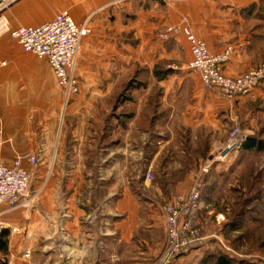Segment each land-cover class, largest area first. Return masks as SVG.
<instances>
[{
	"label": "crops",
	"instance_id": "1",
	"mask_svg": "<svg viewBox=\"0 0 264 264\" xmlns=\"http://www.w3.org/2000/svg\"><path fill=\"white\" fill-rule=\"evenodd\" d=\"M147 1L150 0H124L122 13L121 7L110 5L109 0H20L5 11L4 17L12 29L40 26L52 21L62 11H69L79 25L88 22L92 34L84 38L80 46L76 75L81 89L73 98L76 102L72 106L83 99L115 97L125 89L132 97L137 95L138 98L133 111L119 115L129 117L119 118L125 122L122 131H138L143 119L147 128L141 130L142 142L149 144L153 139L148 128L154 121L158 131L154 133L156 140L162 141L164 137L158 127L159 122L163 123L165 108L171 110L166 118L169 123L195 130L221 122V118L225 119L229 112L234 113L241 107L246 98L229 101L215 90H204L201 77L176 61L177 53L172 45L167 49L161 47V55L152 62L145 60L143 41H129L124 34L133 25L127 27L112 22L123 14L139 15ZM257 1L227 0L226 3L231 8H244ZM215 31L213 42L218 45L202 40L215 54L228 47L234 48L224 64L226 75H243L264 64V23L255 24L234 46L226 44L223 31ZM150 46V52L160 51V45L152 43ZM190 59L189 47L184 61L189 63ZM146 64L166 68L148 67L145 70ZM62 94L46 59L24 52L8 35L1 37L0 106L10 104L13 107L11 113H4L0 118V161L11 166L20 154L37 155L39 163L36 166L27 161L22 165L32 174L36 186L42 183L29 194L28 206L14 210L0 207L3 220L9 227L18 229L16 233L10 231L9 248L3 257L7 258V264H158L166 241V223L162 210L154 205L166 202L169 196L158 193V199L149 200L148 207H144L147 213H144L143 203L127 186L113 185L112 179L102 175L104 166H99V177H94V171L90 175L87 164L92 148L94 150L96 145L112 146L119 141V127H122H117L119 116L110 114L107 117L109 126L105 127L110 131L102 140L95 137L101 130L99 108L76 109V118L71 122L69 118L75 110L72 108L61 125L59 139L57 106ZM250 98L264 103V85ZM149 111L154 114L149 115ZM132 142L126 139V144ZM63 148L65 153L58 155L56 149ZM98 152L100 155L102 148ZM142 153H145L144 149ZM159 154L160 151L155 157ZM57 161L59 164L66 161L68 186L66 182L59 186L55 182L60 179L56 178L57 175L48 176L46 167ZM192 186L193 178L188 175L186 181L181 180L174 186L175 193L179 195L182 189H191ZM34 199H39V205L30 212L25 211L24 208H29ZM59 210L65 211V226L71 229V235L65 240L53 237L49 228V235L41 239L40 232L46 230L44 222L48 225L49 219L59 220ZM206 234L212 236L214 233L211 230ZM25 252H30L31 257L26 258ZM198 252L185 256L179 264H190Z\"/></svg>",
	"mask_w": 264,
	"mask_h": 264
},
{
	"label": "rangeland",
	"instance_id": "2",
	"mask_svg": "<svg viewBox=\"0 0 264 264\" xmlns=\"http://www.w3.org/2000/svg\"><path fill=\"white\" fill-rule=\"evenodd\" d=\"M226 1L176 0L172 4H167L162 1L150 0L146 2L145 6H142L139 15L138 13L123 14L119 19H114L116 21L112 23L127 27L133 25L124 34L129 41L134 40L137 43L143 41L145 60L152 62L161 55V47L167 49L168 46L172 45L177 53L176 61L181 63V67L188 69L187 66L190 62H185L184 57L187 55L189 45L183 35L175 36L169 41L162 40L161 36L166 24L175 26L185 18L197 37L218 45V42H213L214 35L215 30H221L226 34V44L234 46L235 42L251 31L255 24L264 23V0H258L244 8H231L227 6ZM121 4L122 2L116 5L121 7L123 13ZM118 34L121 35V32ZM152 43L160 45V51L150 52V44ZM148 67L150 65L146 64L145 70ZM151 68L161 69L166 68V66L155 65ZM189 71L193 72L192 70ZM121 93L110 98L83 99L78 101L77 105L72 106L76 101L72 100L66 104L61 91L62 100L57 106L59 115L57 118V124H59L57 128L58 138L61 125H64V119L68 113H71L72 108L75 110L69 118L71 122L76 118L74 114L76 109L92 106L99 108L97 112L101 118L99 125L101 130L95 134V137L105 139L110 131L105 127L109 126V123H106L107 117L110 114L119 116L133 111V105L137 102L135 100L138 98L137 95H133V97L131 95L133 99L131 102H127L125 99L130 95L129 92L123 89ZM250 97H243L246 98L244 104L234 110V113L229 112L225 119L221 118L223 119L221 122H215L207 127L200 126L195 130L180 124L169 123L167 120L169 115H165L163 119L166 121L159 122L161 124L158 127L159 133L164 135L162 141L156 140L157 135L154 133L158 131L155 130V121L148 128L149 136L153 139L151 144L142 142L143 135L141 132L143 133L147 128L142 119V123L138 125L140 128L138 131L134 129L132 132L123 133L120 130V135L117 137L119 141L115 145L105 147L96 145L94 150L92 148L91 159L87 164L89 173L91 175L94 171V177L97 178L100 176L99 166H104L102 175L112 179L113 185L127 186L132 195L143 203L142 209L144 213H147L144 207H148L149 200L155 199L156 201L158 193L165 195V197L169 196V200L166 202L172 200L174 196L188 193L191 189H182L178 195L175 193L174 186L181 180L186 181L188 175L193 178L194 185L201 168L206 164L205 162L222 150L223 145L230 138L231 131L237 125L247 136L243 145L251 138L264 143V103L259 100L255 101ZM12 107L13 105L10 104H2L0 106V118L4 113H11ZM163 110H165L163 113L171 112L166 108ZM150 113L154 114V111H149V115ZM126 139L133 142L126 144ZM243 145L229 159L216 162L206 177L207 181L202 190L203 209L198 212V220L202 222L205 233L212 230L215 237L204 241L205 244L202 242L196 246L193 251L199 252L192 261H189L190 264H213V258L208 259L209 256L220 254L229 256L232 259V264H264V150H246ZM100 148H102L101 156L98 152ZM143 149L145 153H142ZM56 150L58 155L61 152L65 153V148ZM158 151L160 154L155 157ZM35 156L38 160L33 166L39 163V157ZM46 168L48 176L54 174L57 175L56 178L60 177L59 181H55L59 186H62L64 182L68 186L66 161L60 164L57 161ZM150 172L152 177L147 179V174ZM30 176L29 194H32L42 183L36 186L34 183L36 180L33 179L32 174ZM166 202L157 203L158 205L155 204L154 206L162 210L161 208ZM39 203V199H34L30 203V207L24 209L30 212V209L32 211ZM59 211L61 212L59 220L49 219L48 225L45 222V225L42 223L44 226L41 224V227L46 228L40 232L41 239L49 235V228L52 229L50 235L53 237L57 236L65 240V237L71 235V229H67L68 227L65 226V211ZM60 220L61 224H59ZM62 220L64 221L62 222ZM7 229L15 233L11 228ZM165 245L166 241L164 247ZM3 256L5 255L0 254V264H7V258ZM182 258L177 259L175 264H179Z\"/></svg>",
	"mask_w": 264,
	"mask_h": 264
},
{
	"label": "built area",
	"instance_id": "3",
	"mask_svg": "<svg viewBox=\"0 0 264 264\" xmlns=\"http://www.w3.org/2000/svg\"><path fill=\"white\" fill-rule=\"evenodd\" d=\"M18 1L20 0H0V39L8 35L17 41L24 52L46 59L55 75L58 87L65 96V103L68 104L81 89L76 75V64L81 43L84 38L92 34V28L88 22L77 24L69 11H62L52 21L40 26H20L12 29L4 13ZM123 1L109 0V4L116 5ZM156 1L172 4L176 0ZM178 35H183L190 47L191 59L187 67L201 77L204 90H215L225 99L235 101L238 98L252 97L254 92L264 85V64L243 75L235 77L226 75L224 64L228 62L234 48L228 47L219 54L213 53L206 41L198 38L191 30L185 18L175 26H167L161 38L167 41ZM246 138L245 133L237 125L231 131L230 138L223 145L222 150L205 162L191 190L162 206L167 240L158 264H175L177 259L191 253L198 244L214 236H207L202 222L198 220V212L203 209L202 190L207 181L206 177L216 162L229 159L241 148ZM37 160L35 155L25 154L18 155L11 166L0 161V207L7 206L8 209L14 210L28 206L31 176L22 162L27 161L33 166ZM151 177L150 172L147 174V179ZM3 216L4 213L0 212V234L11 228L3 220ZM11 229L15 233L18 232L16 228ZM24 256L29 258L30 253L26 252Z\"/></svg>",
	"mask_w": 264,
	"mask_h": 264
},
{
	"label": "trees",
	"instance_id": "4",
	"mask_svg": "<svg viewBox=\"0 0 264 264\" xmlns=\"http://www.w3.org/2000/svg\"><path fill=\"white\" fill-rule=\"evenodd\" d=\"M127 98L125 99V101L127 100V102H131V100L133 99L131 97V95H128ZM165 115H168V114L167 113H163V117ZM120 117L126 118V119H128L129 117L126 116V115H122V116L117 117V120H118V124H117L118 126L117 127L122 126L121 128L119 127V129L123 130L125 122H124V119H122V118L119 120ZM243 147L246 150L257 149L259 151H263L264 150V143L260 142V141H257L255 138H251L243 145ZM9 236H10V230L9 229L4 230L0 234V253L1 254L6 255V253L8 251L9 243H10L9 242ZM211 258H213V261H214L213 264H232V259L229 256H227V255H223V254L211 255V256H209L208 259H211Z\"/></svg>",
	"mask_w": 264,
	"mask_h": 264
}]
</instances>
